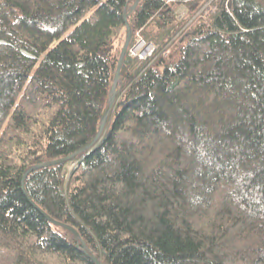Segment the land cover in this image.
<instances>
[{"label":"trees","instance_id":"trees-1","mask_svg":"<svg viewBox=\"0 0 264 264\" xmlns=\"http://www.w3.org/2000/svg\"><path fill=\"white\" fill-rule=\"evenodd\" d=\"M0 264H264V0H0Z\"/></svg>","mask_w":264,"mask_h":264},{"label":"built area","instance_id":"built-area-1","mask_svg":"<svg viewBox=\"0 0 264 264\" xmlns=\"http://www.w3.org/2000/svg\"><path fill=\"white\" fill-rule=\"evenodd\" d=\"M154 47L151 44H146L144 41L139 40L138 43L132 49V54L139 58H146L152 55Z\"/></svg>","mask_w":264,"mask_h":264},{"label":"water","instance_id":"water-1","mask_svg":"<svg viewBox=\"0 0 264 264\" xmlns=\"http://www.w3.org/2000/svg\"><path fill=\"white\" fill-rule=\"evenodd\" d=\"M138 1H139V0H138ZM127 26H128V39H127L126 44H125V46H124V48H123V51H122V54H121V57H120V61H119V64H118V69H117V74H118V76L120 75L121 66H122V63H123L124 57H125V55H126V52H127V50H128L129 43H130L131 38H132L131 26H130L129 24H128ZM115 85H116V84H114V87H115ZM112 105H113V103L110 105V107H109V109H108V111H107V113H106V118H107V116H108V114H109V112H110V109H111ZM101 132H102V130H100L99 134H100ZM99 134H98V136H99ZM96 139H97V138H96ZM88 147H89V146H88ZM66 227H68V228L71 229L70 226H67V225H66Z\"/></svg>","mask_w":264,"mask_h":264},{"label":"rangeland","instance_id":"rangeland-1","mask_svg":"<svg viewBox=\"0 0 264 264\" xmlns=\"http://www.w3.org/2000/svg\"><path fill=\"white\" fill-rule=\"evenodd\" d=\"M186 12V9L184 7H181L178 11V13L180 15H184ZM75 164L74 163H69L67 166H66V172L67 174L69 175V173L71 172V170L74 168Z\"/></svg>","mask_w":264,"mask_h":264}]
</instances>
